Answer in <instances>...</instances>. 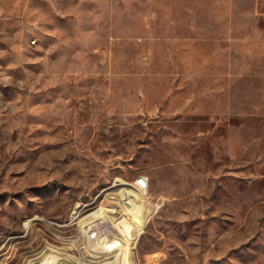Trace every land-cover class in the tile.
<instances>
[{
  "label": "rangeland",
  "instance_id": "obj_1",
  "mask_svg": "<svg viewBox=\"0 0 264 264\" xmlns=\"http://www.w3.org/2000/svg\"><path fill=\"white\" fill-rule=\"evenodd\" d=\"M92 214L264 264V0H0V264H102Z\"/></svg>",
  "mask_w": 264,
  "mask_h": 264
},
{
  "label": "bare ground",
  "instance_id": "obj_2",
  "mask_svg": "<svg viewBox=\"0 0 264 264\" xmlns=\"http://www.w3.org/2000/svg\"><path fill=\"white\" fill-rule=\"evenodd\" d=\"M105 215V219H101L96 214L84 217V221H86V223L90 225L89 222H92L96 226L94 234L95 248H101L102 243H105V247L122 243L121 246L117 247L118 250L115 249L116 253H114V255L112 254L111 256L100 259L102 264H131V248L135 244L137 231L133 229V227H131L124 219H116L108 216L107 214ZM108 238H110V240H108ZM112 252H114V250ZM112 256L115 257L113 260H107ZM42 257L43 258L39 261V263L42 262L41 264H67V262L65 263L62 260L63 258L59 261H50L49 252ZM82 259L84 263L89 258L87 259L83 257Z\"/></svg>",
  "mask_w": 264,
  "mask_h": 264
},
{
  "label": "built area",
  "instance_id": "obj_3",
  "mask_svg": "<svg viewBox=\"0 0 264 264\" xmlns=\"http://www.w3.org/2000/svg\"><path fill=\"white\" fill-rule=\"evenodd\" d=\"M117 182H115L116 184ZM119 183V181H118ZM134 186L136 187V189H138L139 191L141 190H148V187H149V176L148 175H145V174H142V175H139L135 181H134ZM79 216V212L78 211H75L73 213V218H77Z\"/></svg>",
  "mask_w": 264,
  "mask_h": 264
}]
</instances>
